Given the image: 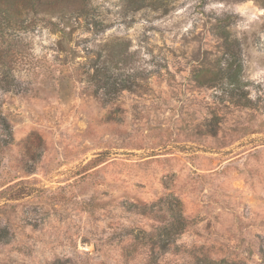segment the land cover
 <instances>
[{
	"label": "rangeland",
	"instance_id": "374dc122",
	"mask_svg": "<svg viewBox=\"0 0 264 264\" xmlns=\"http://www.w3.org/2000/svg\"><path fill=\"white\" fill-rule=\"evenodd\" d=\"M89 7L2 40L0 264H264V0Z\"/></svg>",
	"mask_w": 264,
	"mask_h": 264
},
{
	"label": "trees",
	"instance_id": "16d2710c",
	"mask_svg": "<svg viewBox=\"0 0 264 264\" xmlns=\"http://www.w3.org/2000/svg\"><path fill=\"white\" fill-rule=\"evenodd\" d=\"M90 0H0V58H2V40L10 32L29 30L37 27L41 22L58 27V31L67 34L66 27L70 22H78L81 18L87 19L90 13ZM57 19L54 21L53 19ZM125 56V50L120 52ZM94 74L97 87L103 95L119 92L126 89V83H118L110 66L104 60L96 68ZM12 68L5 62H0V81L12 75ZM114 77L115 80H111ZM7 125V119L0 116ZM6 127V128H7Z\"/></svg>",
	"mask_w": 264,
	"mask_h": 264
}]
</instances>
